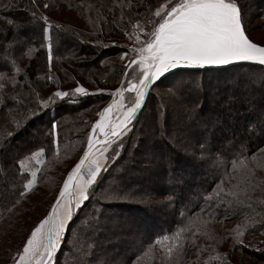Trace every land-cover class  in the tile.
<instances>
[{"label": "trees", "instance_id": "16d2710c", "mask_svg": "<svg viewBox=\"0 0 264 264\" xmlns=\"http://www.w3.org/2000/svg\"><path fill=\"white\" fill-rule=\"evenodd\" d=\"M247 1L239 0L244 12L245 29L251 38L249 27L253 25L247 20ZM164 2L37 0L34 10L47 15L52 24H60L78 35L66 39L60 47H54L49 70L47 52L39 47L41 29L37 25L34 34L37 37L38 52L32 59L25 58L19 62L21 68L27 65V69L26 73L16 77L18 84H8L0 90V136L12 133L0 148V181H8L7 187L0 184V190L4 192V196L0 197V264H15L32 230L51 211L64 179L83 154L92 125L98 119V110L101 111L113 99L119 98L109 93L121 87L124 65L127 63L121 59V54L133 46L121 31H131L128 17H137L143 21ZM260 2L252 18L259 19L264 25V0ZM9 3L14 7H5ZM44 4H48L49 8L45 9ZM29 9H32L30 0H0V31L9 28L7 20L28 21ZM63 10L75 12L80 20L75 21V18L65 15ZM24 31L33 34L30 29ZM74 42L79 47L71 52L73 50L67 48ZM94 56L97 57L98 65L92 67ZM132 56L129 53V58ZM7 75L11 76L12 72L9 71ZM46 76L53 79L49 81L45 79ZM178 79L183 80L182 94L173 101L169 88ZM237 80L247 87H238ZM77 83L89 89V93H97L98 89L104 91L94 95H79L74 98V103L65 100L50 105L39 116L29 119L19 128L12 122L13 117L23 121L29 108H38L37 98L29 95L30 88L35 89L40 98L46 99L57 89H74ZM17 93V99L23 103L18 104L11 99ZM185 99H190L191 103L187 105ZM162 101L165 107L159 108ZM166 105L174 108L172 115L168 113L169 107ZM160 112L163 115L161 120L157 118ZM150 114L152 121L157 122L158 130L153 128L155 132L150 136L151 145L147 146L143 141L145 134L140 133ZM52 119L58 124L57 144L53 143L50 134H45L50 129ZM176 126L188 131L191 142L189 146L185 147L183 140L177 143L165 134V130L173 133ZM226 129L236 134L232 135ZM204 138L210 140L212 146L223 145L232 138L244 140L253 149L264 145L263 67L244 65L229 68L228 71H184L164 79L153 88L144 109L133 122L132 130L124 137L120 156L115 161H109V169L103 174V184L106 186L108 181L114 180L121 199L103 205L101 218L105 221L101 220V234L96 233L92 237L96 249L91 264H96V257H103L106 264H133L155 236L164 230L174 229L178 221L186 223L176 210L163 203L172 193L177 197H191L190 215L199 211L198 205L203 201L194 193L211 191L215 175L207 164L198 159L197 141ZM41 147L45 149L44 156L40 158L44 161L42 164H37L34 159L26 161L32 168H40L34 190L20 198V202L11 211H6L18 198V193L10 191L11 186L14 184L16 189L22 190V176L17 173L14 158L28 155ZM256 178L264 181V169H257ZM236 182L231 181L233 184ZM225 186H228V182ZM44 190L50 196L44 195ZM99 191L97 188L96 192ZM250 195L253 197L251 209L237 207V214L231 216L229 213L231 218L222 222L219 217L224 215V209L218 210L217 219L208 225L213 239L198 235L195 246L185 240L182 264H205L217 252L227 254V264H264V229L248 231L242 237L245 244L253 247H233L230 230L246 218L252 224L264 216V204L256 202L264 199V191L257 189ZM94 205L100 207L95 200L86 201L75 212L65 232L64 242L56 253L55 264H76L79 255L75 247L77 233L84 234L81 225L85 217L97 214L93 210ZM201 216L210 219L203 213ZM138 229L143 232H136ZM185 236H190V233H185ZM197 248H202L199 256L196 254ZM140 264H164L160 249L155 248ZM176 264H181L179 259Z\"/></svg>", "mask_w": 264, "mask_h": 264}, {"label": "snow or ice", "instance_id": "6c2138e0", "mask_svg": "<svg viewBox=\"0 0 264 264\" xmlns=\"http://www.w3.org/2000/svg\"><path fill=\"white\" fill-rule=\"evenodd\" d=\"M30 3L32 9L28 10L30 17L28 21L7 20L9 28L0 31V90L5 89L8 84L16 86L18 84L16 77L26 73L27 69V65L21 68L19 62L25 58L32 59L38 52L37 37L34 34L37 25L41 29L39 47L47 52L49 70L52 66L54 47L58 48L66 39L76 38L78 35L60 24H52L47 15L34 10L37 0H30ZM5 7L14 5L9 3ZM128 7H131V4H128ZM44 8H49V5L44 4ZM123 19L122 13L121 20ZM127 23L131 31L124 29L121 31L133 42V46L121 54L122 60L127 59L121 87L109 93L119 99H113L98 113L99 119L92 125L83 154L64 180L51 211L32 230L23 250L18 253L19 259L15 264H55L56 253L64 242L65 232L69 222L73 220L75 210L84 206L86 201L95 200L96 204L100 205V207L94 205L93 210L97 214L85 217L81 225L85 230L84 234L77 233L75 245L79 253L76 264H91L96 249L92 237L101 227L103 205L121 199L120 190L115 186L114 180L108 181L106 186L103 184V174L109 169V161H115L120 156V150L124 147V137L132 130L133 122L142 111L156 82L166 73L178 69L228 71L224 66L245 63L264 67V45L253 42L247 34L244 12L239 0H165L143 21L137 17H128ZM26 28L33 34L29 35L24 31ZM141 34L146 39H142ZM129 53L133 54L132 58H129ZM9 71L12 72L11 76L7 75ZM45 79L51 81L53 77L46 76ZM23 82L26 81L21 83ZM236 84L238 87H247L239 80ZM182 86L183 80L178 79L169 88L173 101L182 94ZM103 91L98 89L97 93H89L77 83L70 91L57 89L46 99H42L35 89L30 88L29 95L37 98L38 108H29L23 121L13 117L12 122L19 128L29 119L39 116L40 112L48 109L50 105L65 100L74 103L76 102L74 98L79 95H94ZM18 95L19 93L13 95L11 99L15 103H23L17 99ZM164 107L165 103L162 101L159 108ZM57 129L58 124L52 119L50 129L45 134L53 137L54 144L58 143ZM252 130L255 131L254 128ZM165 134L177 143L183 140L185 147L191 143L188 131L181 126H176L173 133H167L165 130ZM11 135L12 133L8 132L0 136V148ZM197 143L198 159L207 164L215 174L214 186L211 191L194 193L203 203L198 205L199 211L191 215L189 214L191 197L170 194L163 203L176 210L186 223L178 221L174 229L164 230L155 236L133 264H140L157 247L161 251L164 264H176L177 259L182 264L185 240L195 246L198 235L213 239L208 225L217 219L219 209H224V215L219 217L222 222L235 216L237 207L250 209L253 207L251 192L257 189L264 191V181L256 178L257 169H264V145L253 149L249 143L237 138L229 139L219 146H212L207 138ZM44 154L45 149L41 147L28 155L14 158L17 173L22 176V190L16 189L14 184L11 186L10 191L18 193V198L6 211H11L20 202V198L34 190L40 168H32L26 161L34 159L37 164H42L44 161L40 158ZM232 180L237 182L233 184ZM5 186L7 187L6 181ZM97 188L100 189L98 193ZM3 196V190H0V197ZM256 202L264 204V199ZM202 213L210 219H203ZM261 229H264V216H260L252 224H249L246 218L243 223L230 230L233 247H253L245 244L242 237L248 231ZM185 233H190V236L186 237ZM201 251L202 248H197V256ZM226 255L217 252L214 257L210 256L205 264L210 262L227 264ZM96 264H106V260L103 257H96Z\"/></svg>", "mask_w": 264, "mask_h": 264}, {"label": "rangeland", "instance_id": "374dc122", "mask_svg": "<svg viewBox=\"0 0 264 264\" xmlns=\"http://www.w3.org/2000/svg\"><path fill=\"white\" fill-rule=\"evenodd\" d=\"M261 4V2H260V0H248L247 1V5H246V14H247V20H248V22L249 23H251L252 25H253V27L251 28V27H249V32H250V35H251V38L254 40V41H256L258 44L260 43V44H263L264 45V25L261 23V21L258 19V20H254V18H252L253 16H255V14H256V12H257V6H259ZM63 13L65 14V15H67V16H69V17H71V18H75V21L78 19V20H80V18L77 16V14L75 13V12H66V11H64L63 10ZM252 25H249V26H252ZM142 35V39H146V37H144L143 36V34H141ZM253 41V42H254ZM132 42V41H131ZM132 44H133V42H132ZM70 47H68L67 49H71V50H73V51H71V52H74V50H77V48L79 47V45L78 44H76L75 42L74 43H70V45H69ZM87 52V51H86ZM93 59H94V62H93V66L92 67H95V66H97L98 65V61H97V57L96 56H94L93 57ZM123 61H124V59H123ZM125 61H127V59H125ZM235 73H237V72H235ZM85 88V87H84ZM85 89H87V88H85ZM87 90H89V89H87ZM127 95V94H126ZM116 99V98H115ZM119 99V98H118ZM117 99V100H118ZM185 101L187 102V105H189L191 102H190V99L188 100V99H185ZM166 107L168 108L167 110H168V113H170L171 115L175 112L174 111V108H172L171 107V105H169V106H167L166 105ZM166 110V111H167ZM100 111L98 110V113H99ZM163 117V115H161V112L159 113V115L157 114V118L158 119H160V118H162ZM98 119H99V117H98ZM152 115L150 114V116H148L146 119H145V122H146V124H145V126L141 129L142 131H141V133H140V135L141 134H145V138H144V143H145V145H147V146H150L151 144H150V142H151V135L152 134H154V130L156 129V130H158V128H157V122H153L152 121ZM161 120V119H160ZM95 123V122H94ZM171 126L172 127H174V124H171ZM153 128H155V129H153ZM227 130V132L229 133L230 131L228 130V129H226ZM230 134H232V135H235L236 133H232V132H230ZM202 138H203V136H202ZM188 153V152H187ZM191 156V155H190ZM199 169H200V167H199ZM65 180V179H64ZM153 181V180H152ZM6 182H7V185H8V181L6 180ZM64 182V181H63ZM0 184H4L5 185V181H0ZM44 195H49V192H47V191H45L44 190ZM50 196V195H49ZM46 209H47V207H46ZM49 210V209H48ZM78 210H75V212H77ZM45 213V212H44ZM101 220L104 222L105 221V219L103 220V218H101ZM140 228V227H139ZM142 231L141 229H138V231H136V232H139L140 233V231ZM143 232V231H142ZM98 233H100L101 234V232L100 231H98ZM107 233V232H106ZM134 233V232H133ZM102 234H103V232H102ZM134 237V236H133ZM19 258H17V260H18Z\"/></svg>", "mask_w": 264, "mask_h": 264}, {"label": "water", "instance_id": "95a60500", "mask_svg": "<svg viewBox=\"0 0 264 264\" xmlns=\"http://www.w3.org/2000/svg\"><path fill=\"white\" fill-rule=\"evenodd\" d=\"M244 65H250V64H247V63H245V64H243V65H228V66H224V67H226L227 69H229V68H233V67H237V66H244ZM250 66H259V65H255V64H251ZM261 67V66H260ZM264 68V67H263ZM210 70H217V69H210ZM210 70H204V69H178V70H173L172 72H169V73H166L165 74V76H163V77H161V79L159 80V81H157L156 82V85L159 83V82H161V81H163L164 79H166V78H168V77H170V76H172V75H174V74H177V73H179V72H184V71H210ZM150 94V93H149ZM148 97H149V95H148ZM148 97H147V99H146V103H147V100H148ZM146 105V104H145ZM145 105H144V107H145ZM144 107H143V109H144ZM142 109V110H143ZM141 113V111L138 113V116H139V114ZM137 116V117H138ZM56 202V201H55ZM54 202V203H55ZM52 209V208H51Z\"/></svg>", "mask_w": 264, "mask_h": 264}]
</instances>
